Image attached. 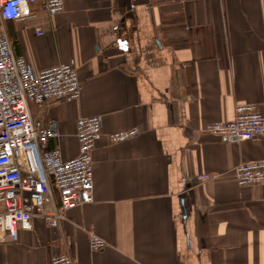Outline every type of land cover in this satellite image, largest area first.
<instances>
[{
	"label": "crops",
	"instance_id": "crops-1",
	"mask_svg": "<svg viewBox=\"0 0 264 264\" xmlns=\"http://www.w3.org/2000/svg\"><path fill=\"white\" fill-rule=\"evenodd\" d=\"M64 1L53 16L33 4L36 17L4 29L34 71L76 65L80 99L31 113L61 131L64 159L78 154V118L101 117L93 200L59 227L38 216L16 241L0 238V264H51L65 252L75 264H264V184L235 175L264 159V135L206 130L232 120L238 103L264 110V0ZM135 127L137 136L108 139ZM92 231L104 249L91 250Z\"/></svg>",
	"mask_w": 264,
	"mask_h": 264
},
{
	"label": "built area",
	"instance_id": "built-area-1",
	"mask_svg": "<svg viewBox=\"0 0 264 264\" xmlns=\"http://www.w3.org/2000/svg\"><path fill=\"white\" fill-rule=\"evenodd\" d=\"M41 3L48 16L61 13L64 0H0V238L16 241L19 228H32L35 217H43L59 227L68 210L93 200L94 150L102 138V119L98 115L78 118L76 136L78 154L64 159L59 146L58 129L34 118L31 105L42 106L53 100L76 101L82 93L74 62L60 63L34 71L24 55L16 54L4 29L6 21L36 17L31 6ZM43 34L41 25L36 27ZM232 120L212 122L206 130L228 140H250L264 135V110L255 103H238ZM140 129L115 132L111 143L137 136ZM52 142L56 144L51 145ZM242 186L264 184V159L248 160L235 167ZM212 176L204 174L199 181ZM92 251H100L107 241L89 233ZM51 264H75L65 252L52 258Z\"/></svg>",
	"mask_w": 264,
	"mask_h": 264
}]
</instances>
